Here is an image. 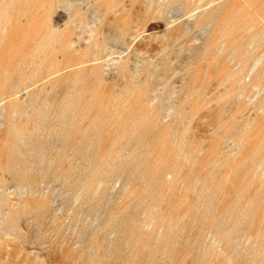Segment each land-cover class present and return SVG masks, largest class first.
Here are the masks:
<instances>
[{"label": "rangeland", "instance_id": "obj_1", "mask_svg": "<svg viewBox=\"0 0 264 264\" xmlns=\"http://www.w3.org/2000/svg\"><path fill=\"white\" fill-rule=\"evenodd\" d=\"M0 264H264V0H0Z\"/></svg>", "mask_w": 264, "mask_h": 264}, {"label": "water", "instance_id": "obj_2", "mask_svg": "<svg viewBox=\"0 0 264 264\" xmlns=\"http://www.w3.org/2000/svg\"><path fill=\"white\" fill-rule=\"evenodd\" d=\"M81 182V180H79V183ZM101 182V181H100ZM52 183V180H47L44 184H45V186H48V185H50ZM65 189H67V190H65L66 191V193H68V194H70V197L71 198H74V196H75V194H76V188H77V186H65L64 187ZM17 190H18V188H16Z\"/></svg>", "mask_w": 264, "mask_h": 264}]
</instances>
